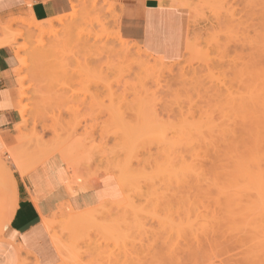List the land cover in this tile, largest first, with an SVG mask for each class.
I'll return each instance as SVG.
<instances>
[{
    "label": "rangeland",
    "instance_id": "374dc122",
    "mask_svg": "<svg viewBox=\"0 0 264 264\" xmlns=\"http://www.w3.org/2000/svg\"><path fill=\"white\" fill-rule=\"evenodd\" d=\"M177 4L188 44L172 64L121 37L114 0H85L76 28L43 48L30 19L2 22L19 122L0 153V236L14 158L35 169L57 156L108 192L90 221L64 208L43 219L60 264H264V0Z\"/></svg>",
    "mask_w": 264,
    "mask_h": 264
},
{
    "label": "crops",
    "instance_id": "0c3cea01",
    "mask_svg": "<svg viewBox=\"0 0 264 264\" xmlns=\"http://www.w3.org/2000/svg\"><path fill=\"white\" fill-rule=\"evenodd\" d=\"M114 1L119 5V30L123 39L165 63H176L184 58L189 12L177 2L191 0ZM71 4V0H0V22L18 17L36 22L55 19L68 15ZM14 62L12 51L1 47L0 153L13 144V130L19 122ZM13 179L16 207L2 231L0 243L12 252L13 264H20L24 259L32 264H60V255L52 245L43 219L56 220L61 208L66 214L93 210L107 198V189L100 186L98 178L78 180L57 156L50 157L24 176L13 170ZM117 185L121 190L118 182Z\"/></svg>",
    "mask_w": 264,
    "mask_h": 264
},
{
    "label": "bare ground",
    "instance_id": "6f19581e",
    "mask_svg": "<svg viewBox=\"0 0 264 264\" xmlns=\"http://www.w3.org/2000/svg\"><path fill=\"white\" fill-rule=\"evenodd\" d=\"M84 1L85 0H72V13L69 14V17L66 18L67 16H61V17H58V18H55L54 20H46V21H42V22H36L34 19H31L32 23L35 25L34 28H31L33 31H36L38 32L39 34V37L41 38L39 41H38V44L37 46L39 48H43L45 46V44L43 43V38L44 37H49V38H54L56 39V35H58V32L59 31H63L65 33H67L66 35L69 36V33H70V30L71 29H74L76 28L78 22L80 21V11H79V8H80V5H83L84 4ZM91 6L92 8L95 6V3H91ZM23 20V19H22ZM159 20V19H158ZM4 23V21H2ZM2 22H0V34H3L4 31L7 30L6 27L8 26H4L2 24ZM57 23V25H59V29L56 28V26H54L53 23ZM159 27V25H158ZM31 30V31H32ZM29 31V30H28ZM30 32V31H29ZM162 32V31H161ZM167 32V31H166ZM28 34V32H27ZM30 34V33H29ZM161 35V34H160ZM71 36V35H70ZM162 36V35H161ZM16 39V38H15ZM14 42V37H7V38H1L0 39V48L1 47H5V46H10L11 43ZM23 47V46H22ZM22 47H20L19 49L22 50ZM26 47V46H25ZM18 49V47H17ZM27 49V48H26ZM19 51H15V56L17 58V61H18V64L19 66H24L25 65V60L22 59L20 56L19 57V54H18ZM160 59V58H159ZM74 66V65H73ZM74 74V73H73ZM70 75V74H69ZM76 76V75H75ZM73 76V77H75ZM69 77V76H68ZM25 91V89H24ZM73 100V99H72ZM74 102V101H73ZM74 103H77V102H74ZM52 108V107H51ZM58 109V108H57ZM24 110L20 113V117L22 119H24ZM55 112V111H54ZM57 112V111H56ZM60 114V113H59ZM55 117V116H54ZM75 133V132H74ZM60 151V150H59ZM13 158V157H12ZM66 158V157H65ZM64 159V158H63ZM65 161V160H64ZM68 162H70L69 160H67ZM66 161V162H67ZM14 163H15V166H16V169H17V172L21 175V176H24L26 175L28 172H30L35 166L36 164L32 165V166H28V167H23L22 165H20V162L17 160V158H14ZM40 163V162H39ZM38 163V164H39ZM68 167L69 164H67ZM72 167V166H71ZM72 169V168H71ZM0 173L2 175V178L5 180V181H9L10 180V176L7 174L5 168L3 167V165H0ZM257 181V180H256ZM258 186V185H257ZM258 190V189H257ZM260 187H259V191H260ZM263 192V191H262ZM262 194V193H261ZM70 210V209H69ZM71 213V212H70ZM73 214V212L71 213ZM92 215V214H91ZM90 213L89 212H84V213H80L78 215H76L75 218L73 219H69V222L73 221L74 219L75 220H81V221H90ZM80 221V222H81ZM76 224V223H74ZM53 224L50 223V221L48 222V220L44 223V226L46 228V230L48 231L50 228H52ZM78 226V225H77ZM86 226V225H85ZM56 243V242H55ZM58 249V248H56ZM60 252V251H59ZM61 254V253H60ZM63 255V254H62ZM125 255V254H124Z\"/></svg>",
    "mask_w": 264,
    "mask_h": 264
}]
</instances>
